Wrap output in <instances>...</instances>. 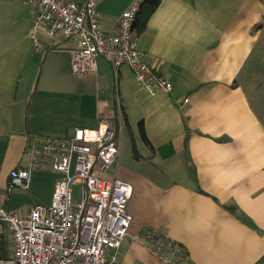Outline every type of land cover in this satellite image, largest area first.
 <instances>
[{
  "label": "crops",
  "instance_id": "crops-1",
  "mask_svg": "<svg viewBox=\"0 0 264 264\" xmlns=\"http://www.w3.org/2000/svg\"><path fill=\"white\" fill-rule=\"evenodd\" d=\"M90 1L109 32L141 0ZM31 19L24 0H0L2 206L25 215L50 204L51 171L31 170L27 189L7 192L10 172L30 164L34 138L102 123L117 129L119 106L121 149L108 174L132 187V222L115 264H165L149 251L147 233L179 244L186 264H264V0H161L137 44L173 89L150 95L127 67L98 58L87 77L113 83L108 113H99L105 101L45 85L69 72L75 44L34 51ZM10 253L0 231V260Z\"/></svg>",
  "mask_w": 264,
  "mask_h": 264
},
{
  "label": "built area",
  "instance_id": "built-area-1",
  "mask_svg": "<svg viewBox=\"0 0 264 264\" xmlns=\"http://www.w3.org/2000/svg\"><path fill=\"white\" fill-rule=\"evenodd\" d=\"M32 11L28 37L33 50L56 49L73 42L69 67L72 75L89 76L96 60L114 70L127 67L134 80L150 95L170 94L173 86L148 65L138 50L133 30L139 3H133L104 31L92 1L24 0ZM187 103V100L184 101ZM119 127L102 123L95 128H75L64 138H34L30 142L27 168L9 174L7 192L27 189L30 171L57 174L48 206H32L27 214L6 210L0 203V231L10 237V256L0 264H115V253L128 235L132 219L127 204L132 187L109 177L117 162L123 119L118 106ZM80 188L74 200L72 187ZM151 254L165 264H186L184 249L165 234L147 233Z\"/></svg>",
  "mask_w": 264,
  "mask_h": 264
},
{
  "label": "rangeland",
  "instance_id": "rangeland-1",
  "mask_svg": "<svg viewBox=\"0 0 264 264\" xmlns=\"http://www.w3.org/2000/svg\"><path fill=\"white\" fill-rule=\"evenodd\" d=\"M94 72L92 74H94ZM62 76L63 75H61L60 77L57 75L47 76L45 85L53 86V87L57 85L63 89L72 87L75 89V91H77L81 95L82 99L89 100L90 98L93 102L105 101L106 104L105 106H101L99 113H101V111H103V113L109 112V109L113 103V96H112L113 83L108 87L107 85L108 82H106L104 78H102V82H101L98 79H96V77L75 76L71 74L70 69L69 72L65 74L63 78ZM108 88H110L109 91ZM115 105L118 106L117 102ZM81 115L83 116L85 115V113L82 112ZM72 190H73L74 200H76L79 196L80 188L76 186V187H72Z\"/></svg>",
  "mask_w": 264,
  "mask_h": 264
},
{
  "label": "trees",
  "instance_id": "trees-1",
  "mask_svg": "<svg viewBox=\"0 0 264 264\" xmlns=\"http://www.w3.org/2000/svg\"><path fill=\"white\" fill-rule=\"evenodd\" d=\"M161 0H141L139 2V9L135 15L134 22H133V30L135 31L136 35L141 33L145 26L148 18L151 16V14L156 10V8L159 6ZM64 43H69L67 41H64ZM47 51H51V48H46ZM115 115V113H114ZM143 139L145 138L142 133Z\"/></svg>",
  "mask_w": 264,
  "mask_h": 264
}]
</instances>
